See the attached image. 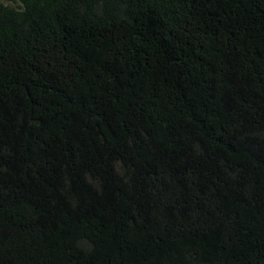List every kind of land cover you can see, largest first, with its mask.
Instances as JSON below:
<instances>
[{
    "label": "trees",
    "instance_id": "1",
    "mask_svg": "<svg viewBox=\"0 0 264 264\" xmlns=\"http://www.w3.org/2000/svg\"><path fill=\"white\" fill-rule=\"evenodd\" d=\"M0 264H264V0H0Z\"/></svg>",
    "mask_w": 264,
    "mask_h": 264
},
{
    "label": "rangeland",
    "instance_id": "2",
    "mask_svg": "<svg viewBox=\"0 0 264 264\" xmlns=\"http://www.w3.org/2000/svg\"><path fill=\"white\" fill-rule=\"evenodd\" d=\"M4 4H6V5H11V6H13L14 4L13 3H10V2H4Z\"/></svg>",
    "mask_w": 264,
    "mask_h": 264
}]
</instances>
